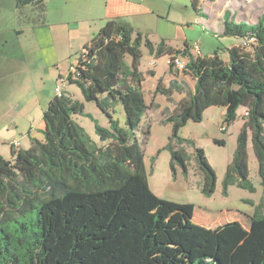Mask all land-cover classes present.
I'll use <instances>...</instances> for the list:
<instances>
[{"label":"trees","instance_id":"obj_1","mask_svg":"<svg viewBox=\"0 0 264 264\" xmlns=\"http://www.w3.org/2000/svg\"><path fill=\"white\" fill-rule=\"evenodd\" d=\"M190 1L204 16L200 0ZM30 4L37 6L36 19L43 23L42 0H15L17 8ZM222 18L221 35L240 40L228 49V61L216 51L201 57L187 45L176 49L164 40L154 45L121 19L107 20L92 36L77 58L78 78L68 75L66 80L107 116L108 128L94 122L97 141H91L73 120L84 115L83 103L62 91L44 111L43 139L13 150L10 160L0 157V264H264V203L247 226L238 220L210 229L193 223L194 205L161 199L150 190L135 135L147 111L159 109L154 98L164 96L174 105L161 112L162 122L171 126L164 147L170 170L175 175L179 167L186 175L188 156L179 130L188 121L201 122L207 109L221 107L226 131L243 107L223 193L232 184L254 191L249 137L264 191V14L256 23L236 21L228 11ZM243 41L250 43L242 47ZM141 47L156 59L186 58L182 72L194 79L193 90L175 81L164 88L158 80L147 104L138 69ZM175 93L184 98L174 103ZM101 96L119 102L123 127ZM194 159L203 176L201 193L210 197L216 173L201 148L194 147Z\"/></svg>","mask_w":264,"mask_h":264},{"label":"rangeland","instance_id":"obj_2","mask_svg":"<svg viewBox=\"0 0 264 264\" xmlns=\"http://www.w3.org/2000/svg\"><path fill=\"white\" fill-rule=\"evenodd\" d=\"M83 1L79 0L78 4ZM142 5L146 6L143 8L145 12L139 15V22H136V25L140 27V33L154 45H157L161 40L176 49H183L187 45L193 56L201 57H209L216 51L224 61L229 59L228 49L239 44L240 40L219 34L222 29V14L228 11L229 15H233L237 19H245L253 23L257 22L264 14V0H204V2L201 0V8L204 13L202 17H199L192 8L190 0H143ZM10 17L7 12L2 15L0 21L4 24L5 29L10 28ZM104 24L105 22L101 24V27ZM54 28H61V26H54ZM195 46L198 47V53ZM141 49L145 52V56L141 58L138 69L146 71L153 67L150 66V60L147 58L146 48L141 47ZM59 55L63 60L57 67L49 68V71L53 75L59 73L60 77L65 78L70 71V66L76 62L80 55V51L60 53ZM152 60L156 63L155 70L157 72L166 69L165 56L159 60L156 58ZM126 61L129 62L130 59L126 58ZM41 67L39 70L43 75L44 70ZM58 79L59 76H56L54 83H57ZM143 81L144 98L149 104L157 81L150 75H145ZM41 82L42 87L48 90V82L44 79H41ZM64 88L69 89L68 96L83 103L84 115L74 116L73 120L84 129L91 141L96 142L94 122L101 127L108 128L107 116L98 109L94 102H85L75 85L65 84L62 91ZM173 98V102L176 103L177 95H173ZM154 103L159 105V109L147 111L135 131L137 141L144 154L147 180L152 193L167 198L164 199L167 201L195 205L196 216H202L208 211L210 215L218 216V218L245 223L244 216L253 215L257 211V207L264 203V191L257 173V161L252 152L250 137L247 144L248 168L249 180L254 191L251 192L232 184L227 187L226 193H223V180L236 147V139L243 122L241 116H243L244 108L238 109L236 121L226 127L224 132L220 130V127L224 126L221 118L223 108L220 107L207 109L201 122L188 121L178 133V136L183 140L182 147L188 156V173L183 174L177 167L176 174L172 175L169 166L170 154L164 148L171 135V126L162 122L164 117L161 112L165 107L173 110L174 105L168 103L162 95H157L154 98ZM109 111H112L113 118L123 127L125 117L122 107L119 106ZM86 115H90V117ZM214 141H223V145ZM193 146L204 151L209 165L216 173V188L210 197H205L201 193L203 176L195 162Z\"/></svg>","mask_w":264,"mask_h":264},{"label":"crops","instance_id":"obj_3","mask_svg":"<svg viewBox=\"0 0 264 264\" xmlns=\"http://www.w3.org/2000/svg\"><path fill=\"white\" fill-rule=\"evenodd\" d=\"M42 2L45 6V16L43 23H40L36 19V5L30 4L17 8L15 0H0V20L4 12L11 16L9 29H5L0 21V157L4 160L12 158L13 150H26L31 146L32 140L43 139V114L55 96L54 89L57 83H54V78L60 77L59 73L53 75L49 68L57 67L63 60L59 54L81 51L95 32L101 28V24L107 20L121 19L135 32L140 33V27L136 25V22H139L138 17L145 12L143 8L146 7L142 5L143 0H84L81 4H78L79 0H62L61 2L60 0H42ZM234 18L236 21L245 20ZM54 26H61V28H54ZM222 31L223 26L219 34H222ZM141 52L143 58L145 52L142 49ZM146 53L150 66L153 68L146 71L139 69L143 77L150 75L157 82L160 80L162 86L167 87L170 82L175 81L179 86L184 88L187 86L189 90H193L194 79L189 74L174 68L170 69L167 64L166 69L157 72L156 63L152 60L155 57L148 51ZM165 58L167 60L168 56ZM181 59L186 64L187 60L183 57ZM40 66L44 70L43 75L39 70ZM41 79L48 82V90L42 87ZM68 90L64 88L63 92H69ZM176 95L178 97L176 102L184 98V94ZM100 100L108 110L121 107L119 102H111L105 96H101ZM77 101L82 103L78 99ZM224 112L223 108L222 120ZM16 142L19 146L13 147ZM249 219L250 216H244L243 225L247 226ZM225 221L228 220L212 216L208 211L202 216H196L194 205L193 222L195 224L210 229Z\"/></svg>","mask_w":264,"mask_h":264},{"label":"built area","instance_id":"obj_4","mask_svg":"<svg viewBox=\"0 0 264 264\" xmlns=\"http://www.w3.org/2000/svg\"><path fill=\"white\" fill-rule=\"evenodd\" d=\"M249 43H250V41H243L241 43V46L242 47H247L249 45ZM194 48H195L196 52L198 53V47L195 46ZM76 64H77V60H76V62L73 65L70 66V71L68 73V75H71V79L72 80H76L78 78V76H79V74H78V72L76 70ZM166 64L168 66H171L172 68L176 69L177 71H180V72H182L183 70H185V63L181 59L180 56H175V55L168 56V58L166 60ZM66 77L65 78L60 77L58 79V82H57V84L55 86V89H54V94L56 96H61L62 95V87L65 84H67ZM245 116H247V113H245ZM220 130L224 132L225 131V127L224 126H221L220 127ZM18 146H19V143L18 142H16V143L13 144V147H18Z\"/></svg>","mask_w":264,"mask_h":264}]
</instances>
